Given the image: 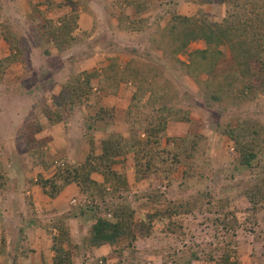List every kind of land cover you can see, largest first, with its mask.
Listing matches in <instances>:
<instances>
[{
    "label": "rangeland",
    "instance_id": "obj_1",
    "mask_svg": "<svg viewBox=\"0 0 264 264\" xmlns=\"http://www.w3.org/2000/svg\"><path fill=\"white\" fill-rule=\"evenodd\" d=\"M106 1L0 0V175L9 179L14 188L18 184L20 187L22 177L35 173L38 166L48 165V153L53 157L65 155L66 159L62 157L59 164L63 173L67 169L76 171L95 155V147L84 155L81 152L82 158L75 157L79 142L74 138L71 143V132L79 129L83 140L91 144L100 127L102 130L98 131L102 134L98 136L104 135L105 142L117 143L120 137L130 139L133 135L140 136L142 143L150 139L145 129L146 122L152 119L162 132L153 137L155 141L148 140V145L138 148L139 154L142 153L140 160L134 150L120 157L114 170L122 178L112 176L109 182L93 179L92 174L91 179L99 181V187L92 184L91 190L85 185L87 189L80 188V194L72 201L70 215L75 221L73 224L71 221V226L69 215L54 218L57 221L54 226L57 224L68 232L71 229L77 247L84 248L74 256L75 262L264 264V143L253 167L244 168L235 141L227 135L229 129H239L242 123L249 122L263 126L264 140V81L249 77L255 80L254 89L258 92L243 107L210 103L192 78L171 71L164 51L147 34L132 37L118 28L115 21L119 20V14L114 12V0L109 4ZM135 1H144L143 7L149 8L140 13L149 29L165 28L172 18L167 11L172 9H176L177 15L197 18L203 12L206 26L224 24L229 14L228 5L220 0L203 5H199L200 0ZM70 2L79 5L76 10L80 15L86 14L85 21L74 34L73 47L60 53L56 46L38 42L35 28L42 26V20L38 19L37 11L45 12L43 21L57 24L60 17L72 13ZM262 6L255 10L264 17V3ZM90 9L91 13L86 12ZM251 23L264 26L257 19ZM9 28L24 40L26 51L20 61L8 65L10 51L5 34ZM205 48L204 40L194 42L179 58L188 60L189 53ZM216 52L221 54V62L215 78L236 74L238 67L231 47L220 44ZM254 53L264 60L262 40H258ZM137 62L148 77L147 82L159 87L161 94L167 92L168 98L155 103L151 90L133 110L130 99L138 87L132 77L126 80L114 72V67L123 71L129 66L137 67ZM75 82H78L76 94L86 95V104L79 105L75 99L63 103L66 88L70 90ZM106 89H110L108 94H99ZM132 91H136L134 96ZM98 100L100 104L106 103L98 109L97 115L104 114V124L100 125L94 120L97 115L91 114ZM117 105L125 108L124 114L116 115ZM133 111L136 115H131ZM57 122L63 124L62 131L53 136L50 125ZM51 138H57L58 142H49ZM39 145L44 147L45 159H41V152L35 151ZM58 185L62 189L64 181L60 179ZM19 187L12 188V197L18 195ZM253 196L257 198L256 206L249 199ZM119 208L134 209L131 225H137L138 236L134 240L130 233L121 243L103 250L94 248L92 236L86 235L92 233L100 217L115 221L114 214Z\"/></svg>",
    "mask_w": 264,
    "mask_h": 264
},
{
    "label": "trees",
    "instance_id": "obj_2",
    "mask_svg": "<svg viewBox=\"0 0 264 264\" xmlns=\"http://www.w3.org/2000/svg\"><path fill=\"white\" fill-rule=\"evenodd\" d=\"M187 1H192L194 3L196 2V0ZM214 1L215 0H200L201 3L199 2V5L213 3ZM220 1L227 4L229 7L228 18L224 20V24L222 25L211 24L210 26H206L204 22L206 18L204 17L205 15L203 12H201L202 16L197 18L177 15L176 9H172L167 11V13H169L172 17L171 21L165 28L162 29H149V26L145 24V19L136 21L131 19L130 15L127 14L129 9H135L139 15L140 13L142 14L145 12L147 9L146 7H143L145 3L144 1H142V3H136V1L133 2V0H114V5L119 7L120 12L118 13V17L121 28L130 32H149V34L152 32L150 34L151 41L155 42L154 44H158L157 47L164 51L165 58H167L165 61H167V64L169 67H171V71L174 74L178 73L179 76L184 75L192 78L200 88L201 94L205 100L218 105H221L222 103H231L238 105L239 107H243L246 103L253 100L255 96H252V94L254 92H258V89H254L256 84L255 80L253 78L249 79V77L252 76L259 81H264V60H261L260 57L254 53L255 48H257L258 40H262L264 42V26H258L251 23V21L254 22L256 19L264 23V17L258 14L255 10V8L260 6L263 7L262 5L264 1ZM70 4L72 5V13L60 17V19L57 21V24L52 20L43 21L45 12L37 11L39 15L38 19L42 20V26L38 25L40 27L38 28L36 26L35 28L38 42L43 45L52 44L53 46H56L60 53L67 52L73 47V44L76 43V37L74 34L79 28L78 23L80 19V13L78 10H76L79 5L77 3L71 2ZM230 8H232L233 11H231ZM231 19L234 20L232 21ZM6 32L5 39L11 50V55L7 58V63L9 65L11 63L20 61L21 57L25 55L26 47L24 40L19 37V35L12 28H9V30ZM200 40L205 41V49H199L189 53L188 60L183 61L179 58L180 55L187 53V50L192 43L198 42ZM220 44L231 47L238 68L236 74L227 75L223 79L218 80L215 78V72L217 71L219 63L221 62V54L217 53L216 49H218ZM136 66L137 67L135 68H131L129 66L123 71H117L120 69V67H114V72L116 70V73H120V75L126 80L131 79L132 77V80L138 87V91L134 96L135 103L132 106V109H136L138 102L143 100V95L149 93L151 90V100L153 102L157 103L162 98L167 99L168 97L165 94L167 92L161 94V91L159 92V87L153 86V82H149V84L147 82L148 77L143 75L140 70L141 68L138 67V62ZM155 76L160 77V75ZM176 76L177 78L179 77L177 74ZM77 83L78 82H75V84L70 86V90L67 87L65 93L63 92V103L69 104L71 100L73 101L75 99L78 101L76 103L79 105L82 103L86 104L84 103V97L86 95H83L82 93L76 94V87H78ZM88 86L89 84L87 87ZM165 88L171 93V90L168 87L165 86ZM75 95H78V97ZM60 104L62 105V103ZM134 106L135 108H133ZM165 114L167 116V112H165ZM101 115L103 116L104 114ZM131 115H136V113L133 111ZM102 116L97 115L94 119L97 124L103 123L104 120L102 119ZM165 118L166 117L164 116V120ZM133 120L134 119H132V121ZM132 121L130 120L128 123L130 124ZM147 124L148 126L145 130L150 138L148 140L153 142L155 141L153 137L160 134L162 131L159 129L158 124L152 119H149L146 122V125ZM164 125L165 124H163V130ZM262 129L263 126L258 124L244 122L239 129H229L227 132V135H229L237 145L236 148L237 152L240 154H238L240 163L244 168H252L254 162H256L260 157V153L262 152L260 145L261 143H264V140L262 141L261 139ZM140 140V136L138 137L132 135L130 139L120 137L117 143H108L104 141L103 153L100 156L91 155L89 157L90 159L84 166H82V168H79L76 171L67 169L66 173H63L61 169L59 170L60 172L58 171L59 173H57V175L50 179H45V177L40 176L38 183L41 185L44 193L47 196L55 198L61 191L58 185L60 179L64 181V185L76 183L83 191L85 188L84 185L90 190V185L92 184L96 187H99V183L91 179L92 174H95V172L101 174L106 182L111 181L112 176L114 178H122L121 175L114 170V167L117 166V163H119L120 157L126 156V154L131 150H134L136 159L138 156V159L140 160L142 153L139 154L140 150L138 148L148 143V140L146 142L142 141V143H140ZM91 144L94 147V139H91ZM38 148L39 150L35 151L41 152V159H45V151H42L44 147L39 145ZM121 164H124V161H121ZM84 173L87 174L84 176ZM8 181L9 179L5 180L3 175H0V196L10 193L12 188L16 189L10 185ZM249 199L251 203L254 204V206L257 205L256 197L253 196ZM29 204L31 206L33 205L31 202ZM134 216V209L128 208L125 210H120L119 208L114 214L115 221L107 220L101 217L96 219V223L93 225L91 231L95 246L99 247L107 244L116 245L123 239H126L128 235L131 236L130 233H133V239L135 240L139 234V229L137 228V225H131L132 219L134 221ZM56 226L55 227L58 228L59 225L56 224ZM59 228L61 233L60 238H64L62 239L64 242L65 238L70 235V232H68L66 228ZM60 238L57 239L59 243L58 245L60 246L56 247L55 264H72V253L70 251H66L61 246L63 242H61ZM227 260L229 261V258ZM227 264L232 263L228 262Z\"/></svg>",
    "mask_w": 264,
    "mask_h": 264
},
{
    "label": "crops",
    "instance_id": "obj_3",
    "mask_svg": "<svg viewBox=\"0 0 264 264\" xmlns=\"http://www.w3.org/2000/svg\"><path fill=\"white\" fill-rule=\"evenodd\" d=\"M98 1L102 2V0ZM103 2L105 3V0H103ZM106 3L109 4L110 0H107ZM148 9L146 10V12L148 11ZM86 12L91 13L92 10L90 9ZM114 12L119 13V7L115 6ZM127 14L130 15L131 19L136 21H141L145 19V17L139 15L136 10L129 9ZM85 15V13H81V17L78 23V29H80L83 24V21H85ZM115 22V25H117L118 28L120 27L121 30L128 33V36L131 35L133 37L134 35L141 36L143 34H147V38H150L151 33L149 34V32H130L121 28L119 20H116ZM197 46L198 45H196V47ZM9 51L11 55L10 48ZM122 85L123 84H121V86ZM109 90L110 89H106L104 91L100 90L99 94H108ZM122 91L123 89L121 90V92ZM134 92L136 91H132V96H134ZM130 102L131 106H133L135 103L133 97H131ZM103 104L106 103L102 102L100 104L98 100V106H95L93 113L91 108V114L97 115V113L100 111H98V109ZM129 105L130 103L127 107H129ZM104 107H107V105ZM127 107L126 109H128ZM115 108V113L117 116L120 112L124 114L125 108H122L121 106L119 107V105L115 106ZM133 108H135V106ZM19 110L21 111V108ZM17 117L22 119V116ZM117 122L122 123L121 121ZM54 124L55 125H50L51 130L49 129L50 133L53 136H55V133L57 131H62L61 128L63 125L60 122ZM98 130L102 129L99 127ZM98 130L96 132L97 134L95 133L97 137L94 138L95 155L93 156H100L104 150L105 136H98V134H102ZM80 132L81 131H79V129L76 130L74 134L71 132V143L73 144L74 138H76V141L79 142V145L75 147V157L79 156V158H82L81 152H83V155L86 154V152H91V150L93 149V145L89 144L86 140H83L82 134ZM63 136L65 137V134ZM51 140L53 141V144L54 142H58L57 138H51L49 139V142ZM49 142L47 146V151L51 150ZM66 150L69 151V148L67 147ZM48 156L49 161L47 166H45L44 164V166H38L36 168L37 170L35 171V173L33 172L31 174H26L25 177H22L20 179L21 186L19 187V184L17 185V187H19L17 191L19 193L18 195L16 194L17 196L12 197L13 193L11 194V192L0 196V264H55L56 247L60 246L58 245L59 243L57 239L60 238L61 233L59 231V226L58 228H56L57 226H54V222H57L54 218L59 219V216L69 215V226H71V221H73L72 224L75 221L74 218H71L70 214L71 209L73 207L72 201L75 199V196L80 194V187L76 183L64 185L60 193L57 194L55 198H51L44 193L43 188L38 183L39 178L37 177V175L43 176L45 177V179H50L54 177L60 169L59 164L63 162L62 159L65 158V155L62 156L63 158L60 156L53 157V155H51L50 153H48ZM95 177L98 179H102L104 182V177L98 172H95L93 179ZM97 182L99 183V181ZM30 202L31 204H33L32 206L29 204ZM71 234L72 233L70 229V235L65 238V241L61 246L66 251H70L72 253V264H77L75 262L76 258H74V256L78 254L81 249L84 248L77 247L78 241H76L75 236H72ZM86 236L91 237L92 235L91 233H89V235L87 234ZM62 239L64 238H60L61 241H63ZM71 244H73L72 248ZM107 246L110 247L111 245H102L99 246L101 247L99 249L103 250ZM94 248H98V246H95Z\"/></svg>",
    "mask_w": 264,
    "mask_h": 264
}]
</instances>
